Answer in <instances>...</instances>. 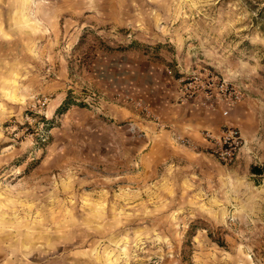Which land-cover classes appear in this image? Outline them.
<instances>
[{
  "label": "rangeland",
  "instance_id": "obj_1",
  "mask_svg": "<svg viewBox=\"0 0 264 264\" xmlns=\"http://www.w3.org/2000/svg\"><path fill=\"white\" fill-rule=\"evenodd\" d=\"M0 9L33 30L0 86V264H264V0ZM203 67L244 91L247 146L154 159L153 106Z\"/></svg>",
  "mask_w": 264,
  "mask_h": 264
},
{
  "label": "crops",
  "instance_id": "obj_2",
  "mask_svg": "<svg viewBox=\"0 0 264 264\" xmlns=\"http://www.w3.org/2000/svg\"><path fill=\"white\" fill-rule=\"evenodd\" d=\"M12 12H15L14 17L6 15ZM17 15L18 9H0V86L1 80L5 78L25 79L27 77L25 70L27 42L24 33L32 29H27L25 25L19 23ZM242 103L244 101L237 104L228 116H224L221 107L213 110L200 101L180 104L164 99L157 106H153L154 114L160 120L162 128L159 131L154 121H150L147 125L151 133L149 138H153L152 141L149 139L153 154L162 151L164 159H171L176 158L181 152L195 151V148L178 142L177 136L190 140L197 149H207V143L202 137L203 132L212 131L217 134L224 124H233V112L237 111ZM153 158L159 157L154 154Z\"/></svg>",
  "mask_w": 264,
  "mask_h": 264
},
{
  "label": "built area",
  "instance_id": "obj_3",
  "mask_svg": "<svg viewBox=\"0 0 264 264\" xmlns=\"http://www.w3.org/2000/svg\"><path fill=\"white\" fill-rule=\"evenodd\" d=\"M244 98L245 93L239 86L209 67L193 70L178 80L177 99L180 104L200 101L213 110L221 107L222 114L228 116ZM42 105L45 106L46 102ZM202 137L207 143L209 154L225 166H233L247 146V140L241 130L229 124H224L217 134L204 131ZM176 140L187 147L197 149L188 139L177 136Z\"/></svg>",
  "mask_w": 264,
  "mask_h": 264
},
{
  "label": "trees",
  "instance_id": "obj_4",
  "mask_svg": "<svg viewBox=\"0 0 264 264\" xmlns=\"http://www.w3.org/2000/svg\"><path fill=\"white\" fill-rule=\"evenodd\" d=\"M67 105H68V104H67ZM67 105H66V106H67ZM66 106H65L64 108H66ZM67 107H68V106H67ZM254 172H256L257 174L260 173V171H259L258 169H255V168H254Z\"/></svg>",
  "mask_w": 264,
  "mask_h": 264
}]
</instances>
